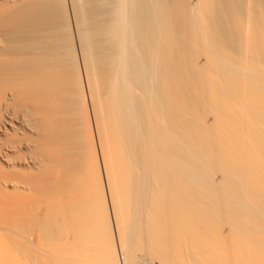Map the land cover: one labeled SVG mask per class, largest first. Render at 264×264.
Returning <instances> with one entry per match:
<instances>
[{
  "label": "bare ground",
  "instance_id": "6f19581e",
  "mask_svg": "<svg viewBox=\"0 0 264 264\" xmlns=\"http://www.w3.org/2000/svg\"><path fill=\"white\" fill-rule=\"evenodd\" d=\"M143 261L264 264V0H0V264Z\"/></svg>",
  "mask_w": 264,
  "mask_h": 264
},
{
  "label": "rangeland",
  "instance_id": "374dc122",
  "mask_svg": "<svg viewBox=\"0 0 264 264\" xmlns=\"http://www.w3.org/2000/svg\"><path fill=\"white\" fill-rule=\"evenodd\" d=\"M19 103H17L16 101H14L13 99L9 102V104L7 105V109L5 111V116L4 118H7L10 120V118L12 117V114L19 112L20 115H22L24 113V108L25 105H21ZM9 130H14V128L12 127V125H9ZM21 130V129H20ZM5 146H7L8 148H11V144L10 143H6L4 144ZM24 157L26 159H31V157L33 156L32 153L30 151H25V154H23ZM140 264H154L152 262L149 261H143Z\"/></svg>",
  "mask_w": 264,
  "mask_h": 264
}]
</instances>
